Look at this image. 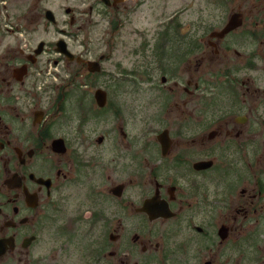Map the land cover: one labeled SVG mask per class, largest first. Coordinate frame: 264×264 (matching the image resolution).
Listing matches in <instances>:
<instances>
[{"label": "flooded vegetation", "instance_id": "1", "mask_svg": "<svg viewBox=\"0 0 264 264\" xmlns=\"http://www.w3.org/2000/svg\"><path fill=\"white\" fill-rule=\"evenodd\" d=\"M14 1L0 264H264V0L217 27L195 0ZM47 11L68 23L27 27Z\"/></svg>", "mask_w": 264, "mask_h": 264}, {"label": "rangeland", "instance_id": "2", "mask_svg": "<svg viewBox=\"0 0 264 264\" xmlns=\"http://www.w3.org/2000/svg\"><path fill=\"white\" fill-rule=\"evenodd\" d=\"M4 1V0H3ZM53 3H56L57 5L61 4L64 2V0H50ZM182 2V0H180ZM216 2L215 0H211V2ZM26 2V1H25ZM25 2L23 1H14V0H5V7H2V4L4 2H0V27H15V21L13 16L15 14V10L16 12L17 9L20 11V13L25 9L26 4H24ZM200 2H202V0H195V4L193 6V15L190 14L188 16H184L185 19L187 18H196V27H209V25H211V27H217L220 25V23L218 21H225L227 20L229 14H230V10L236 8V5L239 3V0H226L225 1V7L221 8V10L217 9L216 7H214V5H212V3H210V5H205V4H199ZM59 6H56V8H58ZM216 8V9H215ZM244 8L246 10L251 8V4L248 3L247 5H244ZM7 13L9 14V16H7ZM246 14L250 15V13L246 12ZM26 18H29L26 17ZM98 16H94L92 17L93 20H98ZM147 25H151V24H156L158 17L156 18L155 16H148L147 17ZM55 19H56V23L52 24V23H48V21L43 17V19H38L35 21V23L32 24H28L27 27H62L63 23H68V17H66L64 14L58 12L55 15ZM133 22L135 24H141V20H142V16L141 15H137L136 17H132ZM200 20V24H198ZM22 25H24V21L19 22ZM96 30L97 29H93V27H91L90 31L91 34L89 35V37L91 38V40L95 39V34H96ZM98 32V31H97ZM101 48H104V45H100V43L97 45ZM108 65V64H107Z\"/></svg>", "mask_w": 264, "mask_h": 264}, {"label": "water", "instance_id": "3", "mask_svg": "<svg viewBox=\"0 0 264 264\" xmlns=\"http://www.w3.org/2000/svg\"><path fill=\"white\" fill-rule=\"evenodd\" d=\"M45 18L48 21L55 22V16L51 14L50 11H47V14L45 15ZM242 24L241 18L239 13H233L227 23L225 24V28L223 32L231 30L233 27H239Z\"/></svg>", "mask_w": 264, "mask_h": 264}]
</instances>
